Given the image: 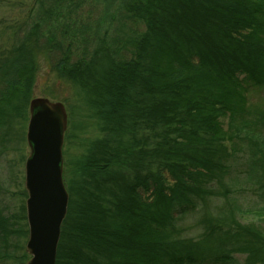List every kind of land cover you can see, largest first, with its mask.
<instances>
[{
	"label": "trees",
	"instance_id": "16d2710c",
	"mask_svg": "<svg viewBox=\"0 0 264 264\" xmlns=\"http://www.w3.org/2000/svg\"><path fill=\"white\" fill-rule=\"evenodd\" d=\"M95 1L130 34L57 66L98 135L64 175L56 264H264V224L233 197L238 174L264 203V0ZM32 37L0 57L2 147L33 99ZM28 235L25 205L0 209V264H26Z\"/></svg>",
	"mask_w": 264,
	"mask_h": 264
},
{
	"label": "rangeland",
	"instance_id": "374dc122",
	"mask_svg": "<svg viewBox=\"0 0 264 264\" xmlns=\"http://www.w3.org/2000/svg\"><path fill=\"white\" fill-rule=\"evenodd\" d=\"M134 26L137 27L134 23H127V27L133 30ZM30 32H33L32 39L40 51L32 97L61 102L68 113L69 124L63 146L66 176L67 167L72 171L75 161L98 133L81 103L84 96L70 81L59 77L58 63L68 58L67 72L71 69L70 64L89 60L95 51L103 50L105 46L114 47L118 38L123 39L130 32L118 22L112 10L109 15H103L102 6H97L95 0H0V57H7ZM257 96L264 101V96ZM28 122L29 111L25 124L16 126L19 136L10 141L5 139V146L0 145V209L7 213H15L26 205L27 195L22 193L26 191L25 162L30 153L26 141ZM240 163L244 165L245 161ZM235 176L239 183L233 185V197L242 208L241 221L264 224L262 199L246 184L244 177ZM222 203L223 199L219 198L211 206L221 207ZM181 227L187 237L198 238L201 233L194 216L185 218ZM27 240L23 242L24 252ZM237 258L240 262L245 260V256L237 255ZM29 260L30 256L26 264ZM6 264H15V261L8 260Z\"/></svg>",
	"mask_w": 264,
	"mask_h": 264
},
{
	"label": "water",
	"instance_id": "95a60500",
	"mask_svg": "<svg viewBox=\"0 0 264 264\" xmlns=\"http://www.w3.org/2000/svg\"><path fill=\"white\" fill-rule=\"evenodd\" d=\"M68 113L61 102L35 98L29 105L25 189L29 237L27 264H56L69 193L64 182L63 146Z\"/></svg>",
	"mask_w": 264,
	"mask_h": 264
}]
</instances>
